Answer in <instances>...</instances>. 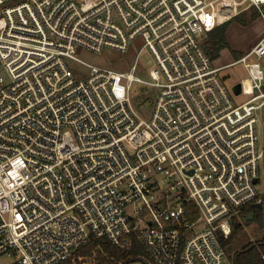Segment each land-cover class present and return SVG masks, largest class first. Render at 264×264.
I'll return each mask as SVG.
<instances>
[{
    "label": "built area",
    "instance_id": "built-area-1",
    "mask_svg": "<svg viewBox=\"0 0 264 264\" xmlns=\"http://www.w3.org/2000/svg\"><path fill=\"white\" fill-rule=\"evenodd\" d=\"M252 9L264 18V0H0V256L73 264L95 236L144 244L128 264H225L221 236L263 199L264 33L224 65L206 41ZM140 45L149 80L80 56Z\"/></svg>",
    "mask_w": 264,
    "mask_h": 264
},
{
    "label": "rangeland",
    "instance_id": "rangeland-1",
    "mask_svg": "<svg viewBox=\"0 0 264 264\" xmlns=\"http://www.w3.org/2000/svg\"><path fill=\"white\" fill-rule=\"evenodd\" d=\"M257 13L258 15L254 20L251 18L250 14H248L249 17L247 23H242L239 19H233L228 23L226 39L229 43V46L221 50L219 57L215 59L216 65H224L239 59L256 44V42L261 37V34L264 33V18L261 13L258 11ZM141 47L142 45L138 46L136 49H130L125 52L112 48H106L100 53L82 50L80 56L83 59L97 64L108 65L118 71L133 72L134 75L141 77L142 79L149 80L151 79L150 70L155 66V60L148 49L144 48L139 52ZM260 61L264 66V56L260 58ZM135 63H137V66L135 69H133V65ZM0 75L8 78L7 71L2 61H0ZM221 75L224 77L225 82L229 86H232V84L235 82H238L242 78L249 76V72L244 63L241 62L224 68L221 71ZM131 96L134 105L138 108V110H140L141 114L144 117L149 118L153 109V89L144 83L136 81L133 84ZM249 97V95L243 94L235 96L234 99L237 103H241L247 100ZM259 184L262 192H264L263 171ZM243 223L244 229L241 234L245 238L244 243L256 242L264 237V231L255 232V229L257 228L255 223H245V221ZM240 247L241 245L225 248L227 253L225 264H231L235 251ZM15 260L16 259L13 256H0V264H13ZM80 262H83L82 264H86L90 263V260L84 259L83 257L82 259L76 258L73 264H79ZM130 264L143 263L139 260H135Z\"/></svg>",
    "mask_w": 264,
    "mask_h": 264
},
{
    "label": "trees",
    "instance_id": "trees-1",
    "mask_svg": "<svg viewBox=\"0 0 264 264\" xmlns=\"http://www.w3.org/2000/svg\"><path fill=\"white\" fill-rule=\"evenodd\" d=\"M248 14H250L253 20L258 15L257 11L252 9L250 13H243L235 19H239L242 23H247ZM228 23L213 30L206 41V47L214 60L219 57L222 49L229 46L226 39ZM262 195L263 199L260 203L247 206L242 211L241 218L233 220L231 235L227 238L221 236V241L225 248L241 245L234 253V264H264V237L256 242L244 243L245 238L241 234L244 229V221L240 222L253 213V218H248L245 223H255L257 225L255 232L264 231V192ZM144 249V244L139 241H135L131 249H124L115 245L106 237L91 236L87 243L76 249L74 257L78 258L82 256L84 259H89L90 263L86 264H120V261H123V264H128L134 259L135 255L144 252ZM70 263L71 258L61 264ZM82 263L80 262L79 264Z\"/></svg>",
    "mask_w": 264,
    "mask_h": 264
},
{
    "label": "water",
    "instance_id": "water-1",
    "mask_svg": "<svg viewBox=\"0 0 264 264\" xmlns=\"http://www.w3.org/2000/svg\"><path fill=\"white\" fill-rule=\"evenodd\" d=\"M234 90L236 91V93H239L241 91V84L238 83L234 86ZM249 219L253 218V213L250 214V216L248 217ZM248 218L241 220L240 222L246 221Z\"/></svg>",
    "mask_w": 264,
    "mask_h": 264
},
{
    "label": "crops",
    "instance_id": "crops-1",
    "mask_svg": "<svg viewBox=\"0 0 264 264\" xmlns=\"http://www.w3.org/2000/svg\"><path fill=\"white\" fill-rule=\"evenodd\" d=\"M262 35V34H261Z\"/></svg>",
    "mask_w": 264,
    "mask_h": 264
}]
</instances>
